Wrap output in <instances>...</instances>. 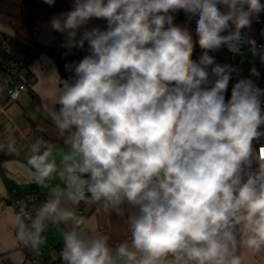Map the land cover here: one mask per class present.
<instances>
[{"label": "clouds", "instance_id": "1", "mask_svg": "<svg viewBox=\"0 0 264 264\" xmlns=\"http://www.w3.org/2000/svg\"><path fill=\"white\" fill-rule=\"evenodd\" d=\"M179 10L189 22L198 17L195 43L187 24L174 23ZM261 12V0H73L53 17L62 46L87 43L88 54L66 65L74 76L49 107L64 146L42 137L27 145L32 182L46 199L14 214L16 241L39 256L49 226L63 225L62 264H245L264 256V148H254L264 138V89L242 78L226 100L238 70L209 55L225 46L239 55L247 45L264 62V46L242 32ZM92 18L106 29L79 32ZM16 144L8 137L0 151L15 154ZM81 202L121 217L127 205L119 238L87 227L74 210Z\"/></svg>", "mask_w": 264, "mask_h": 264}, {"label": "crops", "instance_id": "2", "mask_svg": "<svg viewBox=\"0 0 264 264\" xmlns=\"http://www.w3.org/2000/svg\"><path fill=\"white\" fill-rule=\"evenodd\" d=\"M261 3L264 4V0H261ZM261 14L264 19V12ZM51 20L43 22L34 35L33 44L38 47V55L30 68L34 84L21 95L19 102L10 101L7 96L0 95V136L5 139L13 137L17 141L14 158L4 161L0 167V264H33L28 259L25 246L15 239L14 214L17 211L14 207L5 206L3 202L14 190L23 198V206L30 211L46 199V192L32 182L31 171L27 166V156L29 155L27 145L39 137L35 127H38L50 140L54 141V145L64 146L63 138L58 134L49 114V107L55 103L58 86L62 87V84H59L64 80L70 81L74 72L71 71L67 77H62L47 49L54 51L57 55L65 53V56L68 57L70 55L74 57L77 54L79 61L85 56L81 49L74 48L69 51L62 46L65 34L54 31L50 25ZM93 27L104 30L107 24L103 19L92 18L79 32H82L84 28L91 29ZM0 29L11 33L10 30L1 26ZM253 57L256 58L251 59L249 73L253 67L257 69L260 61L259 56ZM255 165L253 163V169ZM54 183H59V181H54ZM30 195L36 196L34 202L27 200ZM122 207L125 210L123 217L115 211L107 216L98 211L96 207L85 205L83 202L75 206L74 210L77 214L85 213L86 226L91 230L109 232L113 240H116L119 238L116 230L123 228L124 221L127 219V205ZM62 228L63 225H50L46 230L47 241L42 248L51 261L59 259L54 251V246L62 242L60 238ZM245 264H264V256H249L246 258Z\"/></svg>", "mask_w": 264, "mask_h": 264}, {"label": "built area", "instance_id": "3", "mask_svg": "<svg viewBox=\"0 0 264 264\" xmlns=\"http://www.w3.org/2000/svg\"><path fill=\"white\" fill-rule=\"evenodd\" d=\"M198 17L194 18L191 22L187 19H180L177 22H174L178 26H187L193 35L194 43L198 39L195 34L196 22L195 20ZM254 23L264 26V19L262 14H259L258 20L254 19ZM38 29V28H37ZM37 31V30H36ZM36 33V32H35ZM244 33V32H243ZM227 34V33H224ZM247 38L254 39L249 34L245 33ZM264 46V41L257 44L258 49ZM247 45L241 46V54L234 55L229 52L227 47H222L215 52H210L209 55L215 58L216 63L221 65L229 64L235 67L238 70L237 73H233L232 79L229 82V90L226 93V98L229 99L231 95V88L239 79L248 78L253 80V82L261 89H264V62L261 60L258 62L257 71L259 76H252L250 73L241 72V63L240 59L247 54ZM196 57H200L202 50L199 48V45L196 44ZM38 55V47L34 44L28 42L19 41L12 33L6 32L0 29V95H6L10 101L19 102L21 95L26 92L31 85L34 84V78L30 73V68L34 63ZM65 55V53H63ZM15 92V98L12 97L11 93ZM264 101V97L261 98ZM262 109H264V104H262ZM254 148L257 152L261 148H264V138L259 139L254 142ZM257 165H255V168ZM254 168V169H255ZM29 202H34L36 200L35 195H30L27 197ZM5 206H11L16 209L18 212L20 207L23 206V198L14 190L9 194L7 200L3 202ZM29 210L28 208H26ZM30 211V210H29ZM81 215L85 213L81 212ZM27 250L28 259L33 264H59L58 261L49 260L46 255L45 250L42 248L41 254L37 256L31 251L30 248L25 247Z\"/></svg>", "mask_w": 264, "mask_h": 264}, {"label": "trees", "instance_id": "4", "mask_svg": "<svg viewBox=\"0 0 264 264\" xmlns=\"http://www.w3.org/2000/svg\"><path fill=\"white\" fill-rule=\"evenodd\" d=\"M73 0H55L53 6H49L43 0H0V26L8 29L19 40L33 44L34 35L37 28L45 21L51 20L53 17L59 16L61 13L71 10ZM174 15V22L180 19H187V15L183 10H179ZM242 32L249 34L254 38L256 44L264 41V26L252 23L248 29H243ZM49 55L52 57L53 62L58 66L62 77H67L71 72L66 69V65L73 62H79L77 54L65 56L57 55L54 51L47 49ZM83 55L88 54V45L86 44L81 49ZM199 57L197 58V60ZM6 96V95H5ZM35 96V94H34ZM36 97V96H35ZM37 98V97H36ZM39 137L51 142L38 127H35ZM6 140L0 136V142ZM14 158V154L9 155L0 151V167L4 161ZM62 247V242L54 246V251L59 257V250ZM58 263L62 261L58 259Z\"/></svg>", "mask_w": 264, "mask_h": 264}, {"label": "rangeland", "instance_id": "5", "mask_svg": "<svg viewBox=\"0 0 264 264\" xmlns=\"http://www.w3.org/2000/svg\"><path fill=\"white\" fill-rule=\"evenodd\" d=\"M252 58H256V57H253L247 48V54L240 59V62L242 65V68H241L242 73H249L248 68H249V65L251 64L250 62Z\"/></svg>", "mask_w": 264, "mask_h": 264}, {"label": "water", "instance_id": "6", "mask_svg": "<svg viewBox=\"0 0 264 264\" xmlns=\"http://www.w3.org/2000/svg\"><path fill=\"white\" fill-rule=\"evenodd\" d=\"M193 59H195V60H197V57H196V50H194V52H193ZM230 88H229V86H228V90H229ZM227 90V91H228ZM226 98V97H225ZM226 100H227V98H226Z\"/></svg>", "mask_w": 264, "mask_h": 264}]
</instances>
